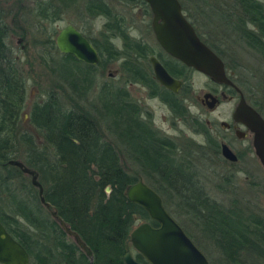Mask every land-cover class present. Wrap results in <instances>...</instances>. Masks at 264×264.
<instances>
[{"label": "trees", "instance_id": "trees-1", "mask_svg": "<svg viewBox=\"0 0 264 264\" xmlns=\"http://www.w3.org/2000/svg\"><path fill=\"white\" fill-rule=\"evenodd\" d=\"M179 2L199 38L221 59V52L201 37L195 17L212 19L229 28L264 58V0ZM114 3L142 8L144 16L152 18L146 3L139 0L37 2L36 15L44 22L43 31L50 30L46 25L57 22L61 13L78 6L87 20H105V31L100 32L98 40L80 30L97 50L96 65L60 53L55 47L58 31L53 27L51 32L42 34L39 46L45 53L40 58L51 76L67 89L70 99L68 104L59 92L49 89L44 98L30 106L27 123L40 135V145L33 133L25 131L22 122L26 80L8 47L9 28L0 7L2 225L28 251L30 264H124L123 255L127 252L139 263L148 264L130 244L135 226L142 222L157 225L141 206L127 199V189L140 177L159 193L166 210L179 221L193 243L200 247V242L188 232L187 222L210 242L218 252V263L264 264V218L238 199L225 205L211 199L193 181V170L173 164L169 155L163 153L165 145L158 144L153 128L139 118V108L128 98L125 87L112 80L98 82L102 73L117 62L119 73L128 78L127 82L153 81L147 73V59L157 53L162 55L156 43L151 42L152 46L130 38L128 24L113 11ZM150 24L146 23L147 29ZM116 41L122 43L121 50ZM178 65L186 72L193 71L180 62ZM176 66L170 68L174 73ZM96 88L93 101L86 106L88 96ZM197 125L204 129L203 124ZM207 140L211 149L217 151V141L210 136ZM237 155L239 159L241 156ZM16 161L33 171L42 186L44 203L38 187L32 184V176L15 166ZM182 186L190 195L171 197L164 190ZM172 198L183 218L169 209Z\"/></svg>", "mask_w": 264, "mask_h": 264}, {"label": "rangeland", "instance_id": "rangeland-1", "mask_svg": "<svg viewBox=\"0 0 264 264\" xmlns=\"http://www.w3.org/2000/svg\"><path fill=\"white\" fill-rule=\"evenodd\" d=\"M43 1L45 0H0L3 18L9 28L7 44L13 60L17 63L24 80H26L27 97L22 122L25 131L33 133L39 145L41 137L27 123L28 116H25L28 114L32 103L39 102L44 98L45 93L50 91L49 89L59 92L68 104L70 99L67 89L51 76L40 58V55L45 53V49L39 46L42 34L49 32L52 27L55 31H59L68 23L94 40L100 39V32L105 31V20L102 17L87 20L82 15L80 6L61 13V17L57 22L46 25L50 30L43 31V27L45 29L44 22H41L36 15L37 2ZM113 11L119 17L124 18V22L128 24V33L131 36L148 34L151 39L154 37L151 29H147L146 26V23L151 21V17H145L142 8L114 3ZM195 20H197L196 28L199 29L198 32L201 37L211 42L221 52L228 77H231L237 86L245 92L247 101L249 103L255 102L264 114V58L256 54L253 49L248 48L245 42L236 36V33L223 27V25L221 26L220 23L216 24L212 19L205 20L201 17H195ZM115 44H117V47H121L118 41ZM47 55H50V53ZM52 55H56V52H53ZM58 61L60 63L61 60ZM188 73L185 83L189 85L190 114L201 121L200 123L204 125V129L196 122H192V118H189L184 124L179 122L177 124V128L180 129L179 132L177 134L173 132V134L180 137L177 143L180 145L185 140H193L200 143L203 141L205 144L206 136L207 138L210 136L217 143L222 141L229 143L232 150L241 156L237 162L230 164L211 149L208 156L194 163L196 166L192 167L194 169L193 178L197 180V185L201 189L205 188L210 191L208 196L211 199H215L224 205L230 204L229 202L233 199H238L249 210L256 214L259 213L264 218V170L253 153L252 136L238 139L232 131L226 130L221 124V122L234 123L232 121V111L238 103V95L228 92V86L216 84L200 72L188 71ZM101 77L98 82L112 80V82L121 84L122 76L119 73L118 62L109 66ZM96 91L97 88L92 95L88 96L89 101L85 102L86 106L93 101ZM206 92L213 93L219 100V104L210 110L205 104L201 103V99ZM132 95L143 96L142 92L137 90ZM149 105L156 111V123H160V127L168 129L170 120L166 123L162 122L163 110L158 108L154 102H150ZM240 129L244 130L242 127ZM196 130L203 131L204 136L195 135ZM173 199H169V209H173L176 213L179 212V216L183 218V213L178 211L176 201ZM187 226L188 232L193 235V239L200 242L198 248L204 253L208 262L210 263L211 260L213 264H220L218 263V252L210 245V242L205 241L190 222H187ZM133 251H135L134 248Z\"/></svg>", "mask_w": 264, "mask_h": 264}, {"label": "water", "instance_id": "water-1", "mask_svg": "<svg viewBox=\"0 0 264 264\" xmlns=\"http://www.w3.org/2000/svg\"><path fill=\"white\" fill-rule=\"evenodd\" d=\"M139 1L146 3L151 12V29L155 41L163 52L193 71L202 73L210 81L231 86L241 94L239 103L232 111V121L244 126L252 135L253 153L264 170V119L244 101L242 91L228 78L224 61L199 38L192 24L186 20L179 0ZM55 47L60 53L70 54L87 65H96L99 62L94 45L70 23L57 32ZM150 64L159 84L176 92L180 86L179 81L167 73L156 57L150 58ZM203 101L209 110L218 102L210 92L203 95ZM235 134L240 139L245 136L244 132L239 130H235ZM221 155L231 163L238 160V156L224 143H222ZM14 164L25 174L32 176V184L38 187L41 202L44 203L42 186L37 182L33 171L22 162L16 161ZM109 191L110 187L107 186L105 192L108 194ZM126 193L128 201L141 206L150 220L157 223L155 226L142 222L130 233L131 246L135 252L145 258L148 264H210L196 243H193L180 224L166 210L159 194L141 178L130 185ZM65 230L76 237L68 229ZM80 244L83 248L81 242ZM29 260L28 251L12 237L0 221V264H30ZM123 261L124 264H141L130 252L123 255Z\"/></svg>", "mask_w": 264, "mask_h": 264}, {"label": "flooded vegetation", "instance_id": "flooded-vegetation-1", "mask_svg": "<svg viewBox=\"0 0 264 264\" xmlns=\"http://www.w3.org/2000/svg\"><path fill=\"white\" fill-rule=\"evenodd\" d=\"M150 29H151V24H150ZM151 31H152V29H151ZM153 35H154V33H153ZM130 38L131 39L133 38L134 40H137V41L145 42L148 45H152V43L154 45V43H156V45H158V47L160 48L159 44L155 41V38L153 37L151 39L148 34H143V36H130ZM119 43L121 44V47L119 48L121 50L122 49V43L121 42H119ZM161 51H162V55L157 53V54L149 56L147 59V64L150 65L149 69L147 68V73L149 71V74H150L153 81L145 79L143 82L134 81V83H130V82L126 81L128 78H126V76H124V74H123L121 85L125 87L127 94H128V98H130L132 100V102L135 105H137V107L139 108V118H141L143 122H145L151 128H153V132L155 134V137L158 138V144H159V142H161V144L165 145L166 149L163 150V153L169 155V159H171V162L173 164H175L177 166L178 165L179 166H181V165L186 166L187 168H190L194 172V169L192 168V167L196 166V164H194V163H196L197 161H200L202 158H205L206 156H208L209 152H211L210 151L211 146H209L207 136H206L205 144L203 143V141H201V143H200L198 141L194 142L193 140H190V141L185 140V141L181 142L180 145L177 143V142H179V139H180L179 135H176L180 130L179 128H177L178 127L177 124L179 122L184 124V122H187L189 120V118H192L191 119L192 122H194V123L196 122L197 124H200L201 121L199 119H197V117H194L193 115L190 114L191 104L189 103L190 98H189V94H188L189 85H187L185 83L187 75L189 73L186 72L185 70H182L179 67V65L176 66L177 62H179L178 60H174L166 52H163L162 49H161ZM151 57H156L158 62L162 64V66L167 71V73L170 74V76L172 78H174L176 81L177 80L179 81L180 86L178 87L176 92H173L172 90H170L168 88L166 89L165 87H163L162 85L159 84V82L157 81V79L155 77V74H153L152 64H150V58ZM124 61H125V59H123L121 61V63H123ZM175 61H177V62H175ZM136 62L139 63L138 61H136ZM180 64H182V63L180 62ZM173 66H176V68H174L175 73L173 72V70L170 69ZM224 66H225V64H224ZM225 71H226V68H225ZM226 74H227V71H226ZM231 81H233V80H231ZM233 82L235 83V81H233ZM228 88H229L228 92L236 93L238 95L237 96L238 97L237 102L239 103V99H240L241 94L238 91H235L231 86ZM135 90L142 92L143 96H141V95H140V97L133 96L132 93L135 92ZM240 91H242L244 101L247 102L251 107H253L257 112H259L261 117L264 119V114L262 111H259L258 105L255 102H253V106H252L251 103H249L247 101L245 92L242 89H240ZM206 93H208V92H206ZM223 97H224V95H223ZM216 99L218 100L217 97H216ZM150 102L156 103L157 107L163 110V113H164V114H162V122L163 123H166L170 120V126L168 129H164V128L159 126L160 123H156V118H157L155 116L156 111L154 110V108L152 106L149 105ZM201 103L205 104V101H203V97L201 99ZM217 104H219V100H218ZM205 106H206V104H205ZM25 116H28V114ZM222 125L224 126V128L226 130L232 131L234 134H235V130H239L241 132H244L245 136L243 138L248 137L249 135L252 136L248 131H246L244 126H242L238 123L227 124L224 122V124H222ZM240 127L244 128V130H241ZM173 132H176V134H173ZM203 134H204L203 131L198 130L195 135L200 137ZM235 136H236V134H235ZM238 139H240V138H238ZM222 143H224V142L222 141L221 143H218V150L217 151L214 150L213 148H212V150L214 152H216L219 157H221L225 161H228L224 158V156L221 155ZM224 144L228 145L229 148L231 149V151L233 153H235L234 150H232L231 145H229V143H224ZM252 149H253V145H252ZM235 155H237V153H235ZM237 156H239V155H237ZM229 163L234 164L235 162L234 163L229 162ZM192 177H194V176H192ZM192 179H193V181H195L197 183L196 179H194V178H192ZM198 182H199V180H198ZM149 187H151V186H149ZM175 189H177L178 191H176ZM202 189H204L203 192L205 194H208V195L210 194V191L208 189H205V188H202ZM164 190L167 191L168 193H170L171 197H175V196H178V197L185 196L186 197V196L190 195V193H186V190H184L183 186L180 188L179 187H177V188L171 187L170 189H164ZM69 234L72 235L71 233H69Z\"/></svg>", "mask_w": 264, "mask_h": 264}]
</instances>
